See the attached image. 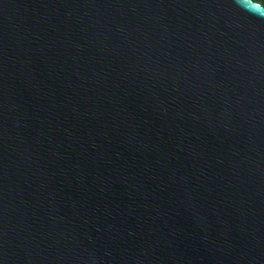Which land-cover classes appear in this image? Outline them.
<instances>
[{
    "label": "water",
    "instance_id": "95a60500",
    "mask_svg": "<svg viewBox=\"0 0 264 264\" xmlns=\"http://www.w3.org/2000/svg\"><path fill=\"white\" fill-rule=\"evenodd\" d=\"M0 264H264V8L0 0Z\"/></svg>",
    "mask_w": 264,
    "mask_h": 264
},
{
    "label": "trees",
    "instance_id": "16d2710c",
    "mask_svg": "<svg viewBox=\"0 0 264 264\" xmlns=\"http://www.w3.org/2000/svg\"><path fill=\"white\" fill-rule=\"evenodd\" d=\"M250 1L264 8V0H250Z\"/></svg>",
    "mask_w": 264,
    "mask_h": 264
}]
</instances>
